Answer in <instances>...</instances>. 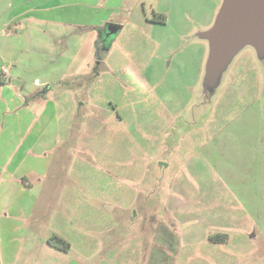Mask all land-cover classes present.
I'll use <instances>...</instances> for the list:
<instances>
[{"label": "rangeland", "instance_id": "obj_1", "mask_svg": "<svg viewBox=\"0 0 264 264\" xmlns=\"http://www.w3.org/2000/svg\"><path fill=\"white\" fill-rule=\"evenodd\" d=\"M222 6L0 0V262L264 264V43L218 68Z\"/></svg>", "mask_w": 264, "mask_h": 264}, {"label": "water", "instance_id": "obj_2", "mask_svg": "<svg viewBox=\"0 0 264 264\" xmlns=\"http://www.w3.org/2000/svg\"><path fill=\"white\" fill-rule=\"evenodd\" d=\"M107 34H114L118 25L108 24ZM209 40L210 57H216L218 68L228 63L245 44L264 43V0H223L214 26L202 34Z\"/></svg>", "mask_w": 264, "mask_h": 264}, {"label": "crops", "instance_id": "obj_3", "mask_svg": "<svg viewBox=\"0 0 264 264\" xmlns=\"http://www.w3.org/2000/svg\"><path fill=\"white\" fill-rule=\"evenodd\" d=\"M9 5H11V2H9ZM9 5H8V7H9ZM34 84L35 85H38V82H37V80H35L34 79ZM20 143V142H19ZM5 166V167H4ZM3 166V169L1 170L2 172H5V170H7V166L6 165H4ZM0 171V172H1ZM2 172L0 173V177L1 176H5V179H7V180H10V181H13V182H16V183H20V184H22V183H24L25 181H23V179L21 178L22 177V175L20 174V175H18V176H15V174H2ZM23 186H24V189H29V188H31L29 185H26V184H23ZM23 186H22V189H23ZM6 203L7 202H3L2 203V207L3 206H6V207H4L3 208V210L1 211V213H0V216L1 217H12L13 219V221L11 222V224H12V227H13V230H11V231H9V232H12V233H14V234H11V237L9 238V241L8 242H13V243H15V241L16 240H18V239H21L22 237L21 236H19V235H16V233L18 232V230H17V228L19 229V224L18 223H15L14 221H15V219H18L19 218V216H20V214H18L17 216H16V214H12V213H10L9 211H8V206L6 205ZM0 236H1V233H0ZM15 252V251H14ZM1 262H2V264H16V261H15V255L11 252L10 253V256L9 255H6V256H4V257H2L1 258ZM1 262H0V264H1Z\"/></svg>", "mask_w": 264, "mask_h": 264}, {"label": "trees", "instance_id": "obj_4", "mask_svg": "<svg viewBox=\"0 0 264 264\" xmlns=\"http://www.w3.org/2000/svg\"><path fill=\"white\" fill-rule=\"evenodd\" d=\"M162 18V21H164L163 17ZM5 82V78L4 76H2L0 74V84L4 83ZM49 243L57 246L58 248L60 249H64V250H68L69 248V244L67 243V241H64V239L60 238V237H57V236H53L51 239L48 240Z\"/></svg>", "mask_w": 264, "mask_h": 264}, {"label": "built area", "instance_id": "obj_5", "mask_svg": "<svg viewBox=\"0 0 264 264\" xmlns=\"http://www.w3.org/2000/svg\"><path fill=\"white\" fill-rule=\"evenodd\" d=\"M0 74L4 76V78L8 77L10 75L9 66H6L4 64L0 65Z\"/></svg>", "mask_w": 264, "mask_h": 264}]
</instances>
